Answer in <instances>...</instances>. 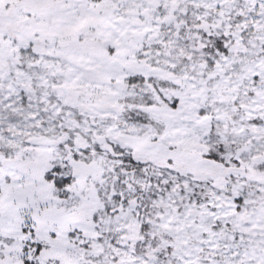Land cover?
Listing matches in <instances>:
<instances>
[{
	"label": "snow or ice",
	"instance_id": "6c2138e0",
	"mask_svg": "<svg viewBox=\"0 0 264 264\" xmlns=\"http://www.w3.org/2000/svg\"><path fill=\"white\" fill-rule=\"evenodd\" d=\"M0 264H264V0H0Z\"/></svg>",
	"mask_w": 264,
	"mask_h": 264
}]
</instances>
